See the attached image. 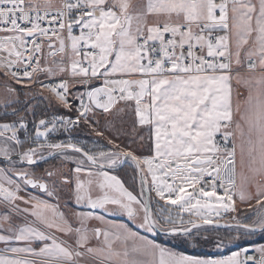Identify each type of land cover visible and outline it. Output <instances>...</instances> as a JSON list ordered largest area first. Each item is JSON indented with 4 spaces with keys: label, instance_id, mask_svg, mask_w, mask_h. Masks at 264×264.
Returning <instances> with one entry per match:
<instances>
[{
    "label": "snow or ice",
    "instance_id": "snow-or-ice-1",
    "mask_svg": "<svg viewBox=\"0 0 264 264\" xmlns=\"http://www.w3.org/2000/svg\"><path fill=\"white\" fill-rule=\"evenodd\" d=\"M0 33V74L26 85L0 104V264H264V0H0ZM43 91L75 118L29 131ZM81 124L112 147L74 142ZM198 240L239 250H177Z\"/></svg>",
    "mask_w": 264,
    "mask_h": 264
},
{
    "label": "rangeland",
    "instance_id": "rangeland-1",
    "mask_svg": "<svg viewBox=\"0 0 264 264\" xmlns=\"http://www.w3.org/2000/svg\"><path fill=\"white\" fill-rule=\"evenodd\" d=\"M53 2L59 3L60 0H53ZM133 2H135V1L133 0ZM0 35H2V33H0ZM39 78H43V77L40 76ZM5 79L0 78V82L5 81ZM12 83H14V82H12ZM49 96H50V94L47 91H44V95L43 96H41V97H40V95L36 96V97H40V101L35 102V103L32 102V101H29L30 104L36 106L34 108V110H33V113L26 114L27 115L28 122H29V126L31 124V121H32L33 117H35L38 120L39 118H42L45 115L49 116V115H52L53 112L58 113L57 110L58 111L61 110V107L58 106L54 100L52 102V107H48L47 106L48 105V101L45 99V97H49ZM9 98H14V97H10V94L7 93L5 89H1L0 88V104H2L6 99H9ZM20 99H21V97H20ZM14 107H21V105H14ZM41 108H43V110H41ZM40 110L42 112H44V113L42 114V112H39ZM46 110L49 111L50 113L46 112ZM9 117H11L10 120H6L5 122H12L13 120H15V117L14 116H9ZM102 121H103L102 119L99 120V124L96 125V128L98 130H100V131H104L105 132V136H108L110 138L116 139L115 132L114 131L107 130L106 129V125ZM0 123H4V121H1ZM80 133H81L80 135H82V137H85V138L86 137L87 138H92V136H95L96 137V135L93 132L92 128H89L87 125H84L83 126V128L81 129V132ZM20 136H21V138H23V132L20 133ZM100 138H103V137H100ZM105 143H106V146L112 147L111 145H108L107 144V141L106 140H105ZM117 143H119L121 145V147H124L125 145H130V147H129L128 150H131V151L134 152L135 145H133V142H131V140L129 138H123V137H121L120 139L117 140ZM59 167H61V162H60L59 159H56V160H54V162L50 163L49 165H44L43 166L42 164H40L35 170L37 171V174L38 175H43L44 169L47 168L49 170H53V169L59 168ZM73 167H74V164L71 163V162H69V163L66 164L64 170L67 171L68 169H71ZM128 168L129 169H127L125 171V174H119L118 173L119 176H120V178L122 180H124V178L127 179L128 177L129 178L132 177L133 167L132 166H128ZM45 179H47V177H45ZM56 179H57V182H58V178H56ZM124 181L126 183V186H128V185H130L132 183V181H131V183L130 182L127 183L126 180H124ZM138 187H139V183H138V179H137V183H136L137 190H138ZM67 198H68L67 192L66 191H62L61 192V201H60L61 204H63V202ZM237 207L240 208V209H243L244 207H247V205L240 204L239 201H237ZM244 210H246V209H244ZM248 214L250 215L251 213L249 212ZM262 241H264V240H262ZM196 243L200 244L201 246L200 247H193L191 245H182L178 249H180V248H183V249L186 248L187 249L188 248L190 250H204V251H207V253L211 254L210 255L211 258H219L221 256H227V255H230L232 251L238 250V248H230V249H224L222 251H216L214 249H211L209 245H205V244H203L199 240ZM247 243L248 242H245V244H247ZM241 246H243V244Z\"/></svg>",
    "mask_w": 264,
    "mask_h": 264
},
{
    "label": "built area",
    "instance_id": "built-area-1",
    "mask_svg": "<svg viewBox=\"0 0 264 264\" xmlns=\"http://www.w3.org/2000/svg\"><path fill=\"white\" fill-rule=\"evenodd\" d=\"M43 26L44 27H48V25L46 23ZM74 34L79 35V29L78 28L74 30ZM29 39H31V38H29ZM2 79H5V77H3ZM55 79L58 81L60 78L58 77V78H55ZM42 81L48 83V82H52V79L51 78H45ZM12 82L13 81H11L10 79H5V81L0 82V88L1 89H5V85L8 84V85L16 88L17 91L19 92L21 89H25V87H26L25 83H22L21 85H16L15 83H12ZM31 89L32 90H36V86L32 85ZM76 90L77 89H71L70 91H76ZM80 90H82V89H80ZM43 95H44V91H43ZM43 95H40V97L43 96ZM69 98H70L69 101L74 103V106H78L79 101H74L73 102L71 96H69ZM62 111H64L65 114L56 113V114H52V115H63V116L72 117L73 119L75 118V113L74 112L69 111V110L64 109V108H63ZM52 115L46 116L44 118L45 119H49ZM83 126H84V124H81L78 128L73 129V131L71 133V139L74 142H80V143L86 145L87 147H92L94 143H98L100 146H102L104 148H110V147L106 146L105 140L103 138H100V137H97V136L96 137L92 136V138L82 137V135H80L81 134L80 132H81V129L83 128ZM29 131H34L33 127H32V124H30V126H29ZM51 138L56 140V141H66V140L69 139V134L64 133V132L55 133V134H52ZM260 242H264V241H260ZM243 246H245V245H243ZM243 246H241V247H243Z\"/></svg>",
    "mask_w": 264,
    "mask_h": 264
},
{
    "label": "trees",
    "instance_id": "trees-1",
    "mask_svg": "<svg viewBox=\"0 0 264 264\" xmlns=\"http://www.w3.org/2000/svg\"><path fill=\"white\" fill-rule=\"evenodd\" d=\"M20 97H21V99L20 100H22V101H24L25 100V97H24V95L21 93V95H20ZM29 101H32V102H38V101H40V97H35V98H30L29 99ZM41 110H43V108H41ZM39 111V112H42V111ZM63 109L61 108V110H57V112L59 113V114H65V112L64 111H62ZM46 112H48V113H50L49 111H47L46 110ZM44 112H42V114H43ZM52 114H56V112H53ZM47 115H45L44 117H46ZM44 117H42V118H44ZM10 118L11 117H9V116H1L0 115V122L1 121H6V120H10ZM127 169H129L128 168V166H125L124 168H122V169H120L119 171H118V173L119 174H125V171L127 170ZM124 180H126L127 181V183H131V178H124ZM177 250H179V251H182V252H184L185 254H189V255H198V256H210L211 254H209V253H207V251H204V250H190V249H186V248H180V249H177Z\"/></svg>",
    "mask_w": 264,
    "mask_h": 264
},
{
    "label": "crops",
    "instance_id": "crops-1",
    "mask_svg": "<svg viewBox=\"0 0 264 264\" xmlns=\"http://www.w3.org/2000/svg\"><path fill=\"white\" fill-rule=\"evenodd\" d=\"M135 1V0H134ZM243 71V70H242ZM43 78H39V79H41V80H43V79H45V78H48V77H46V76H44V75H41ZM4 76L2 75V74H0V78H3ZM58 78V77H57ZM80 90V89H79ZM77 91V90H76ZM241 91H243V89H241ZM74 92V91H73ZM245 95H246V93H245ZM72 98V97H71ZM241 99H243V97H241ZM62 109H63V107H61ZM97 119L98 120H100V119H102L103 121L102 122H104V124L106 125V121L107 120H110V119H112V117H111V115H108V116H97ZM125 119H129V117H125ZM117 127H119V124H117ZM108 133V132H107ZM123 138H126V137H123ZM133 145H135V148H134V153L135 154H137V155H147L148 153H147V151L145 150V149H143V148H141L140 147V145L138 144V143H133ZM117 173V172H116ZM118 174V173H117ZM119 175V174H118ZM64 203V202H63ZM63 205V204H62ZM243 209H247V207H244ZM0 247H2V245H0Z\"/></svg>",
    "mask_w": 264,
    "mask_h": 264
},
{
    "label": "flooded vegetation",
    "instance_id": "flooded-vegetation-1",
    "mask_svg": "<svg viewBox=\"0 0 264 264\" xmlns=\"http://www.w3.org/2000/svg\"><path fill=\"white\" fill-rule=\"evenodd\" d=\"M54 160H56V159L49 160L47 164L42 163V165H43V166H44V165H49L50 163L54 162ZM124 167H125V166H124ZM124 167H123V168H124ZM117 173H118V171H117Z\"/></svg>",
    "mask_w": 264,
    "mask_h": 264
},
{
    "label": "water",
    "instance_id": "water-1",
    "mask_svg": "<svg viewBox=\"0 0 264 264\" xmlns=\"http://www.w3.org/2000/svg\"><path fill=\"white\" fill-rule=\"evenodd\" d=\"M52 160V159H51ZM42 164V163H41ZM124 166H122V168H123ZM117 171H119V170H117Z\"/></svg>",
    "mask_w": 264,
    "mask_h": 264
}]
</instances>
